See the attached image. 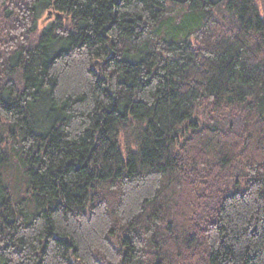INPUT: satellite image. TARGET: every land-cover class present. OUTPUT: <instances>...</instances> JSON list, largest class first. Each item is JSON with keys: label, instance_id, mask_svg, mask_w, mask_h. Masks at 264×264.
Segmentation results:
<instances>
[{"label": "trees", "instance_id": "16d2710c", "mask_svg": "<svg viewBox=\"0 0 264 264\" xmlns=\"http://www.w3.org/2000/svg\"><path fill=\"white\" fill-rule=\"evenodd\" d=\"M0 264H264V0H0Z\"/></svg>", "mask_w": 264, "mask_h": 264}, {"label": "rangeland", "instance_id": "374dc122", "mask_svg": "<svg viewBox=\"0 0 264 264\" xmlns=\"http://www.w3.org/2000/svg\"><path fill=\"white\" fill-rule=\"evenodd\" d=\"M46 23H47V21H46V16H45V17L40 21L39 25H40V27H43V26L46 25Z\"/></svg>", "mask_w": 264, "mask_h": 264}, {"label": "water", "instance_id": "95a60500", "mask_svg": "<svg viewBox=\"0 0 264 264\" xmlns=\"http://www.w3.org/2000/svg\"><path fill=\"white\" fill-rule=\"evenodd\" d=\"M48 17H49V15H48Z\"/></svg>", "mask_w": 264, "mask_h": 264}]
</instances>
